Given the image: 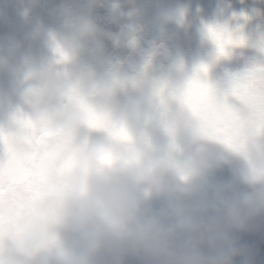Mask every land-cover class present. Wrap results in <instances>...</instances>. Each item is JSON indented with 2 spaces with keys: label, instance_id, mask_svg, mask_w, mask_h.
Listing matches in <instances>:
<instances>
[{
  "label": "clouds",
  "instance_id": "clouds-1",
  "mask_svg": "<svg viewBox=\"0 0 264 264\" xmlns=\"http://www.w3.org/2000/svg\"><path fill=\"white\" fill-rule=\"evenodd\" d=\"M56 16L32 31L48 56L25 68L27 115L0 133V264H250L236 234L264 224V80L237 103L209 89L150 137L149 109L120 103L105 28L88 8ZM207 35L218 56L245 42Z\"/></svg>",
  "mask_w": 264,
  "mask_h": 264
},
{
  "label": "rangeland",
  "instance_id": "rangeland-1",
  "mask_svg": "<svg viewBox=\"0 0 264 264\" xmlns=\"http://www.w3.org/2000/svg\"><path fill=\"white\" fill-rule=\"evenodd\" d=\"M39 2L34 0L30 7L29 0H0V32H18L22 15L34 9L44 12L45 26H56L61 5L91 10L108 33L105 56L107 65H112L109 71L121 81L126 96L121 104L146 99L141 103L149 109L145 123H156L146 126L150 137L164 138L168 129L183 123L181 96L193 76L199 75L215 93H233L235 84L246 82L245 78L253 84L264 73V0H108L110 11L97 7L98 0H44L43 7ZM224 25L238 30L245 42L228 49L227 56H218L207 29ZM159 45L170 59L149 65L144 53L160 51ZM123 57L126 69L119 63Z\"/></svg>",
  "mask_w": 264,
  "mask_h": 264
},
{
  "label": "flooded vegetation",
  "instance_id": "flooded-vegetation-1",
  "mask_svg": "<svg viewBox=\"0 0 264 264\" xmlns=\"http://www.w3.org/2000/svg\"><path fill=\"white\" fill-rule=\"evenodd\" d=\"M40 6H44V2L40 3ZM37 13V16L40 19V23H44V12L40 9H34L32 12L25 14V17L21 19V25L18 32L9 31L0 32V85L4 87L5 90L0 91L7 96V99L0 100V133L7 134L15 125L17 119L22 116L27 115V109L24 102V97L26 93V88L24 87V80L18 70V64L26 57L27 55V40L26 34H32L33 29L36 25L26 22L28 14ZM119 23V28L122 30V17L120 13L117 15ZM44 25V24H43ZM14 29V28H10ZM124 29V28H123ZM40 45V52L42 60L47 56V50L43 47L42 43L38 40ZM116 42L113 47L110 49V52L113 53L116 50ZM16 45V51H14V46ZM159 48L160 45L158 46ZM161 51V52H160ZM157 52L150 50L147 53H144V57L149 65L157 63L160 58L169 61V53L160 49ZM119 63L122 64L125 69L127 67V58L123 57L119 60ZM136 66V65H135ZM112 65L108 64V68H111ZM133 67V65H131ZM121 93L120 103L124 102L126 96ZM225 96L230 103H237L233 93H218ZM140 102L143 104L146 102V99L142 96L139 97ZM195 102V101H194ZM140 103V104H141ZM186 108H185V118L186 119ZM146 119V117H145ZM183 121V122H184ZM147 125H153L155 122L152 120L147 122ZM156 124V123H155ZM181 122L179 125H182ZM228 179V173L225 171L224 174H217V180H226ZM238 241L245 247L247 256L250 260V264H264V244L262 238L264 237V228L263 224H259L255 229L246 233L236 234ZM236 264H240V258H237Z\"/></svg>",
  "mask_w": 264,
  "mask_h": 264
},
{
  "label": "snow or ice",
  "instance_id": "snow-or-ice-1",
  "mask_svg": "<svg viewBox=\"0 0 264 264\" xmlns=\"http://www.w3.org/2000/svg\"><path fill=\"white\" fill-rule=\"evenodd\" d=\"M219 54H225L222 46L219 47ZM201 71L206 72V69L202 68ZM249 79L250 78H245L246 82L235 84L232 92L237 102H239L246 95V86L249 85V83H247ZM260 80H264V73L260 74L259 81ZM208 92L209 88L202 82L201 77L199 75L193 76L181 96L182 103L195 108L205 102Z\"/></svg>",
  "mask_w": 264,
  "mask_h": 264
},
{
  "label": "water",
  "instance_id": "water-1",
  "mask_svg": "<svg viewBox=\"0 0 264 264\" xmlns=\"http://www.w3.org/2000/svg\"><path fill=\"white\" fill-rule=\"evenodd\" d=\"M44 0H40V3H43ZM26 22L36 25L37 22H40L37 13H31L27 15ZM27 40V55L26 57L18 64V70L23 78L27 76V72L25 71L26 66L30 61H42V56L40 52V45L38 40L33 39L32 34H26ZM5 90L3 86L0 85V91ZM7 99V96L4 93H0V100Z\"/></svg>",
  "mask_w": 264,
  "mask_h": 264
}]
</instances>
